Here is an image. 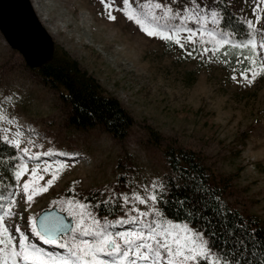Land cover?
<instances>
[{"label":"rangeland","instance_id":"1","mask_svg":"<svg viewBox=\"0 0 264 264\" xmlns=\"http://www.w3.org/2000/svg\"><path fill=\"white\" fill-rule=\"evenodd\" d=\"M31 1L56 43L120 100L135 123L123 139L101 126L89 129L69 126L70 107L58 91L41 81L40 75L0 31V113L6 117L0 120V137L19 139L21 148L29 149V153L20 155L30 168L39 162L38 173L42 178L35 179L37 188L46 185L58 165H66L59 170L56 181L46 191L37 192L31 201L23 193V180L32 178L29 173L16 181L18 189L12 188L9 194L0 196V211L9 213L5 215V224L15 238L19 237L14 231L18 225L28 242L41 248L29 218L37 222L43 210L54 207L71 217L73 225L82 212L89 226L97 219L98 227L113 234L147 231L144 225L157 220L151 211L158 208L157 202L151 200L152 185L163 182L167 172L163 151L150 142L147 125L167 139L175 138L178 143L201 151L217 174H236L227 200L239 210L257 214L264 220V75H257L251 84L240 75L259 73L258 65L264 61V47L254 57L250 47H240L250 38L257 45L264 42V0H229L241 19L245 23L251 20L255 26L250 28L246 23L251 35L243 42L221 28L219 15L215 20L212 18L215 0H130L132 9L148 24L166 30L193 29V42L187 40V31L179 33L184 49L161 36H148L124 12L128 22H116L119 31L116 38L96 24L94 18H101L107 11L94 9L91 0L86 6L87 0ZM157 3L164 7L156 8ZM116 5L124 7L122 1ZM165 8L169 9L167 14ZM258 16L261 19L257 20ZM139 29L147 37L134 38ZM225 36L230 40L228 45L215 52L203 51L204 47H214V39ZM249 57L257 64H252ZM243 132L246 135L242 136ZM35 152L41 156L31 155ZM63 152L74 155L64 156ZM45 165L49 171L44 170ZM90 189H103L105 197L119 193L125 206L123 219L99 215L91 203L78 197L79 191ZM134 194L147 199V203L141 204ZM79 204H84V208ZM70 207L76 215H69ZM160 219L166 227L171 220L162 215ZM171 221L198 230L186 221ZM125 222L127 227L122 228ZM71 229L61 234L62 242L71 241ZM117 239L122 244V238ZM199 264L208 262L201 260Z\"/></svg>","mask_w":264,"mask_h":264},{"label":"trees","instance_id":"2","mask_svg":"<svg viewBox=\"0 0 264 264\" xmlns=\"http://www.w3.org/2000/svg\"><path fill=\"white\" fill-rule=\"evenodd\" d=\"M219 24L232 37L243 42L251 31L235 12L229 0H215ZM41 81L59 92L70 107L68 125L76 129L101 126L113 136L123 139L135 123L132 114L120 100L111 95L99 80L82 68L63 46L56 43L52 60L33 69ZM149 140L163 151L167 172L163 182L167 189L156 201L163 217L186 221L211 238L212 246L228 252L240 264H261L264 261V220L257 214L245 213L226 198L236 175L217 174L209 167L201 151L186 147L175 138L167 139L159 130L147 125ZM246 135L245 132L242 136ZM17 150L0 139V196L12 191L16 184L13 165ZM79 198L91 203L99 215L122 218L125 206L119 193L104 196L103 189L81 190ZM183 204L181 205L180 202ZM64 236V235H60Z\"/></svg>","mask_w":264,"mask_h":264},{"label":"snow or ice","instance_id":"3","mask_svg":"<svg viewBox=\"0 0 264 264\" xmlns=\"http://www.w3.org/2000/svg\"><path fill=\"white\" fill-rule=\"evenodd\" d=\"M105 7L111 9L113 12L116 9L115 4H109L107 0H102ZM196 2V0H194ZM122 11L128 16V19L134 20L140 28L151 37L161 36L164 40L173 42L179 45L181 49L185 48V44L181 42L182 37L179 35L181 31H187L189 35L187 40L194 41L193 29L173 28L166 30L165 28L157 25L148 24L140 15L132 9L130 0H122ZM156 8L164 7L162 4L157 3ZM259 7V5H257ZM169 9L165 8V13ZM212 18L215 20L219 13L213 10ZM181 20L183 16L179 17ZM190 19L195 17H189ZM109 20L115 21L117 17L113 14L108 15ZM257 20L261 17H257ZM250 28H254L251 20L246 21ZM209 36H215L214 33H208ZM230 35V34H229ZM207 43V41H205ZM214 47L209 49L203 48L204 52H215L222 49L230 43L228 36L224 38H216L213 41ZM241 48L250 47L252 49L253 57L258 54L260 47H264V42L257 45L254 38L248 39L247 43H241ZM191 55V53H189ZM251 59L252 64H257V61ZM260 72L241 73L246 82L251 84L256 79L257 75H264V61L259 63ZM235 78V77H234ZM6 117L0 113V120ZM3 141L12 145L17 150L18 162L13 165V178L19 182L25 173H29L31 179L23 180V193H27V200L31 201L37 192L47 190V186L52 185L58 176L59 170L66 165L61 163L57 167V171L51 173V178L43 187H35V179H41L38 169L40 168L37 162L35 168H30L29 164L25 162L24 156L20 153H29L27 147L21 148L19 139L10 138L8 135L0 137ZM49 155L50 153H44ZM34 157H40V152L31 153ZM75 155H79L78 153ZM45 171H49V167L45 165ZM13 189H18L19 184H13ZM153 194L151 200L157 201L159 197L155 194V190L159 188L160 195L167 189V186L162 182H157L152 185ZM137 199H140L141 204H146L147 199H141L138 194ZM15 200V197L12 198ZM23 199V195H21ZM128 200V197H124ZM70 204L72 202H69ZM181 205L182 201L178 202ZM9 209L11 205L7 206ZM81 209L84 204H79ZM139 211V209H137ZM157 217V220L152 224H145L143 230H129L126 232H116L113 234L108 229L98 227L99 220L93 219L91 226H89L81 212L77 222L73 225L71 231L73 232L71 241H61L60 231L64 228V222L61 218L44 217L40 226H37L34 218L32 219V232L47 244H59L66 252L59 255L53 253H45L43 249L37 248L34 244L28 242V237L25 232L17 225L14 231L19 233V237L15 238L12 232L5 224V215L9 214L0 211V264H199L201 260L207 261L208 264H240L239 259L231 258L228 252L221 249H215L212 246L211 238H205V234L199 230H193L188 224H176L168 220L167 227L161 222V213L159 208L153 207L151 209ZM69 215H76L70 207L68 209ZM14 215V213H12ZM135 219V217H133ZM117 238H122V244L118 242ZM109 257H111L109 259ZM264 264V261L261 262Z\"/></svg>","mask_w":264,"mask_h":264},{"label":"water","instance_id":"4","mask_svg":"<svg viewBox=\"0 0 264 264\" xmlns=\"http://www.w3.org/2000/svg\"><path fill=\"white\" fill-rule=\"evenodd\" d=\"M0 31L8 44L22 54L30 68H41L52 60L56 41L31 0H0ZM46 216L63 220L64 228L59 235L67 233L73 226V219L56 207L43 210L37 217V226Z\"/></svg>","mask_w":264,"mask_h":264},{"label":"bare ground","instance_id":"5","mask_svg":"<svg viewBox=\"0 0 264 264\" xmlns=\"http://www.w3.org/2000/svg\"><path fill=\"white\" fill-rule=\"evenodd\" d=\"M90 0H87L84 5L86 6V3H88ZM91 1H94L93 4H94V9H97V8H102L104 9L106 12V14L104 16H102L101 18L99 17H96L94 19H96L95 22H97L96 24H98L99 26H103L104 30L107 31V32H111L116 38H117V34H119V31L117 29V25H116V22H120V24L122 23H125V22H128L127 21V18H126V15L123 13L122 9L118 8L116 5V2H119V1H122V0H107V2L109 4H115L116 5V9L115 11L113 12L112 10H110L109 8L105 7V4L102 2V0H91ZM91 10V9H90ZM110 10V11H109ZM92 11V10H91ZM113 14L117 17V19L115 21L113 20H109L108 19V15L109 14ZM134 20H130V22H133ZM132 37V36H131ZM134 38L136 39H139L140 37L142 39H144L145 37H147L146 34H144V32H141V30H136L135 34L133 35ZM64 156H72L74 155L73 152H63L62 153ZM36 158V157H35ZM125 226H127V223L125 224ZM130 226V224L128 225ZM119 229V228H118ZM116 229V230H118ZM115 230V231H116ZM111 258V257H109Z\"/></svg>","mask_w":264,"mask_h":264}]
</instances>
